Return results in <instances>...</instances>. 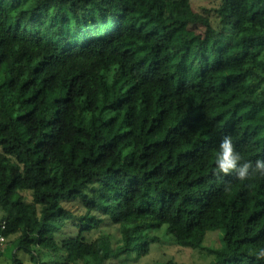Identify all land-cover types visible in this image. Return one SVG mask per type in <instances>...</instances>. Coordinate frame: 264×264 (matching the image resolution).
<instances>
[{
  "label": "trees",
  "instance_id": "obj_1",
  "mask_svg": "<svg viewBox=\"0 0 264 264\" xmlns=\"http://www.w3.org/2000/svg\"><path fill=\"white\" fill-rule=\"evenodd\" d=\"M214 11L218 26L190 0H0V225L18 234L12 264H29L19 252L32 264H122L146 256L162 225L209 264H264V175L252 174L264 161V0ZM225 136L249 179L217 174ZM79 200L78 215L67 204ZM69 219L78 235L58 239ZM103 224L116 243L83 237ZM211 229L223 232L218 248L203 245Z\"/></svg>",
  "mask_w": 264,
  "mask_h": 264
},
{
  "label": "rangeland",
  "instance_id": "obj_2",
  "mask_svg": "<svg viewBox=\"0 0 264 264\" xmlns=\"http://www.w3.org/2000/svg\"><path fill=\"white\" fill-rule=\"evenodd\" d=\"M191 5L194 11L199 13H206L212 20L215 26H218V15L214 11L216 7H218L220 0H190ZM196 31H202L203 27L198 26L194 27ZM27 200L31 199V192L28 191L26 194ZM88 205L87 200H79L73 201L67 204V207L74 210L76 214L84 213V207ZM2 211L0 210V219L2 218ZM75 220L69 219L59 232H57V238L62 237H74L78 235L80 227L74 224ZM61 226V224L59 223ZM100 232H106L111 234V240L113 243H116L117 238L119 237L116 227L109 226L103 224L99 228L93 227L90 232H83L82 235L84 238L95 239L99 236ZM152 235L157 236L156 241L151 243L149 253L137 259L136 256H131L128 260L126 258L122 264H150L153 261L165 263L167 260H173L177 263L181 264H209L212 256L206 250H193V249H185L179 247L174 240L173 235L168 232L167 225H162L159 229L151 231ZM222 236L223 232L220 229H211L207 232L205 241L203 245L207 248H218L222 245ZM18 237V234L10 235L7 239L6 244L3 249H0V264H12V249L13 242ZM18 256L29 264H32L30 261V257L28 255H24V253L19 252ZM59 255H48L44 259V261L52 262L54 259L58 258ZM107 264H121L115 261H111Z\"/></svg>",
  "mask_w": 264,
  "mask_h": 264
},
{
  "label": "clouds",
  "instance_id": "obj_3",
  "mask_svg": "<svg viewBox=\"0 0 264 264\" xmlns=\"http://www.w3.org/2000/svg\"><path fill=\"white\" fill-rule=\"evenodd\" d=\"M242 156L236 152L232 138L225 136L220 144L219 154L216 157L217 174L223 173L224 175H229L231 173H236L237 178L240 180H245L250 178V169L253 168L250 162H245L240 164ZM259 173L264 175V161L257 160L255 164V169L253 173ZM264 256V251L260 253Z\"/></svg>",
  "mask_w": 264,
  "mask_h": 264
},
{
  "label": "built area",
  "instance_id": "obj_4",
  "mask_svg": "<svg viewBox=\"0 0 264 264\" xmlns=\"http://www.w3.org/2000/svg\"><path fill=\"white\" fill-rule=\"evenodd\" d=\"M5 229V223H1L0 225V249H3L4 245L7 242V237L3 234V230ZM62 264H83L81 262H69V263H62Z\"/></svg>",
  "mask_w": 264,
  "mask_h": 264
},
{
  "label": "crops",
  "instance_id": "obj_5",
  "mask_svg": "<svg viewBox=\"0 0 264 264\" xmlns=\"http://www.w3.org/2000/svg\"><path fill=\"white\" fill-rule=\"evenodd\" d=\"M1 220V219H0ZM8 239V238H7Z\"/></svg>",
  "mask_w": 264,
  "mask_h": 264
}]
</instances>
